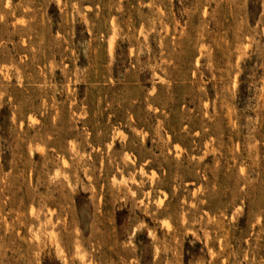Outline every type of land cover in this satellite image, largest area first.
Wrapping results in <instances>:
<instances>
[{
  "label": "rangeland",
  "instance_id": "374dc122",
  "mask_svg": "<svg viewBox=\"0 0 264 264\" xmlns=\"http://www.w3.org/2000/svg\"><path fill=\"white\" fill-rule=\"evenodd\" d=\"M0 264H264V0H0Z\"/></svg>",
  "mask_w": 264,
  "mask_h": 264
}]
</instances>
